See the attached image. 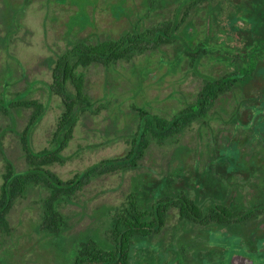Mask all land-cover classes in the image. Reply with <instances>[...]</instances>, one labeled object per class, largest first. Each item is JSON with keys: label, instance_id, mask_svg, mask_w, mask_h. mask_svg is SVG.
<instances>
[{"label": "rangeland", "instance_id": "374dc122", "mask_svg": "<svg viewBox=\"0 0 264 264\" xmlns=\"http://www.w3.org/2000/svg\"><path fill=\"white\" fill-rule=\"evenodd\" d=\"M180 3L181 0H0V94L7 89L12 98L28 92V99L46 107L32 135L35 152L51 149L55 142L64 104L49 87L54 81L56 61L70 42L80 37L103 40L140 35L145 25L158 26L160 21L173 19ZM165 51L168 60L178 54L173 46ZM160 58L158 54L140 55L111 69H78L86 77L94 111L80 116L73 139L63 152V163L50 166L51 171L68 180L104 159L124 156L130 150L126 140L138 126L134 104L169 118L195 98L205 74L216 77L220 73L219 68L202 63L195 73L188 71L185 60L178 68ZM70 90L74 92L72 87ZM215 110L209 126L194 123L181 136L180 144H152L137 171L96 179L72 202L64 201L60 210L68 217L70 227L60 236H44L39 231L45 192L34 189L17 202L10 215L11 236L0 237V264H73L76 241L84 238L83 234L104 238L116 209L131 194L145 208L163 197L183 195L203 214L214 207L222 209L228 199L233 203L229 213L252 211L264 200L263 125H240L238 121L232 125L228 112ZM31 113L32 109L22 111L16 124L0 114V186L6 158L19 161V169L27 166L20 134ZM231 127L232 135L228 132ZM212 129L216 130L213 137ZM249 132L254 134L247 135ZM193 158L194 175L190 174ZM203 160L204 166L196 164ZM217 167L227 169L226 173L220 175ZM190 226V222L179 221L177 210L171 211L167 229L161 235L137 241L131 264H178L186 258L198 264L199 260L222 262L233 256L252 257L255 264H264V243L241 241V236L229 227L191 230ZM180 227L185 231L177 229Z\"/></svg>", "mask_w": 264, "mask_h": 264}, {"label": "trees", "instance_id": "16d2710c", "mask_svg": "<svg viewBox=\"0 0 264 264\" xmlns=\"http://www.w3.org/2000/svg\"><path fill=\"white\" fill-rule=\"evenodd\" d=\"M178 8L173 19L160 21L158 26L145 25L140 35H120L117 39L103 40L80 37L70 42L71 45L56 61L54 81L49 87L50 92L60 96L64 104L51 149L35 152L31 144L32 135L44 118L46 107L28 99V92L12 98L8 96L7 89L1 92L0 114L11 118L12 123H17L22 111L32 109V113L20 134L22 156L27 166L19 169V161L5 159L0 186V237L11 236L10 215L17 202L27 198L34 189L45 192L39 231L44 236H60L70 227L68 217L60 210L64 201L72 202L96 179L137 171L152 144H180L181 136L194 123L203 128L209 126L215 109H218L217 112L233 109L234 116L229 119L232 125L236 121L240 125L252 123L253 126L263 125L264 130V0H181ZM225 21L227 24H224ZM226 26L239 30L240 35L232 37L237 40L235 48L214 33V30L225 29ZM189 45L195 48L188 49ZM172 46L178 54L168 60L165 50ZM155 54L161 56V62L171 61L178 68L185 60L192 71H197L204 61L216 57L224 63L235 64L239 70H226L216 77L209 75L202 80L195 98L169 118L138 109L134 104L138 126L133 136L126 140L130 150L124 156L104 159L68 180L51 171L50 166L63 163V152L73 139L80 116L94 111L93 101L87 93L86 77L78 69L95 66L111 69L140 55ZM238 94H243L244 98L237 100ZM233 103L236 105L229 106ZM243 108L246 111L241 113ZM228 131L232 135L233 129ZM260 133L262 139L264 134L261 129ZM252 134L249 132L247 135ZM226 171L223 167L218 169L222 176ZM243 175L248 177L246 173ZM223 204L222 209L214 207L203 214L182 195L173 199L163 197L155 205L145 208L137 202L135 194H131L128 201L116 209L104 238L83 234L85 237L76 241L73 264H131L137 241L161 235L167 229L168 217L173 210L178 211L180 222H190L191 230L229 227L242 237L241 241L252 245L264 243V200L252 211L235 213L228 212L229 206L233 205L229 199ZM231 259L222 262L209 260V263L199 260L198 264H232ZM178 264L195 263L186 258Z\"/></svg>", "mask_w": 264, "mask_h": 264}, {"label": "flooded vegetation", "instance_id": "af4514ba", "mask_svg": "<svg viewBox=\"0 0 264 264\" xmlns=\"http://www.w3.org/2000/svg\"><path fill=\"white\" fill-rule=\"evenodd\" d=\"M224 24H227V22L225 21ZM200 32H203V31H200ZM238 32H239V30H234L233 28H230L228 26H226L225 29L214 30V33L216 35L220 36V38L223 39L225 42H227L231 48H235L236 45H237V43H236L237 40H234L232 37L239 36L240 34ZM194 48H195L194 45L193 46L192 45H189L188 46V49H194ZM186 64H187L188 71H191L192 69L190 68V65H189V63L187 61H186ZM204 65L210 66L213 69L219 68L220 69L219 70L220 71L219 74L224 73L226 70L227 71H230V72H238V70H239V68L235 64L230 63V62L224 63V61L219 60L217 57L214 58V59H212V60H210V61L205 62ZM194 72L195 73H198V70L197 71H194ZM209 75L213 76V74H211V73L210 74H205L201 79L204 81V79L207 78ZM199 90H198V92H199ZM198 92H197V94H198ZM238 95H240V99H243L244 98L243 94H238ZM238 99H239V96H238ZM245 111L246 110L244 108L242 110H240L241 113L242 112H245ZM214 112H216V110ZM214 112L211 113V118H212V114ZM226 112H228L227 116H230V117L231 116H234L233 115V112H234L233 109H231V110L228 109L226 111H222V113H226ZM230 129H233V127H231ZM212 130H213V132H215L214 134H212V137H213V135L216 134V130H214V129H212ZM199 138L201 139L202 138V135H200ZM216 139H218L217 135H216ZM203 159L205 160V158H203ZM195 160H198V159H195ZM204 160L201 161V162L198 161V162H196V164L199 165V166H201V165L204 166ZM194 165L195 164H194V158H193V162L191 164L193 173H190V174H193V175H194V168H193ZM218 169H220V167H217L216 168V171L217 172H218ZM214 170H215V168H214Z\"/></svg>", "mask_w": 264, "mask_h": 264}, {"label": "water", "instance_id": "95a60500", "mask_svg": "<svg viewBox=\"0 0 264 264\" xmlns=\"http://www.w3.org/2000/svg\"><path fill=\"white\" fill-rule=\"evenodd\" d=\"M232 264H254V259L246 256H233Z\"/></svg>", "mask_w": 264, "mask_h": 264}]
</instances>
